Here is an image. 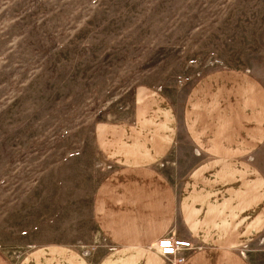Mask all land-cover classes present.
Wrapping results in <instances>:
<instances>
[{"label": "rangeland", "instance_id": "374dc122", "mask_svg": "<svg viewBox=\"0 0 264 264\" xmlns=\"http://www.w3.org/2000/svg\"><path fill=\"white\" fill-rule=\"evenodd\" d=\"M219 66L264 80V0H0V251L14 263L65 242L102 255L96 122L128 113L139 86L176 100ZM166 159L174 183L193 161ZM248 248L264 264V242Z\"/></svg>", "mask_w": 264, "mask_h": 264}, {"label": "crops", "instance_id": "0c3cea01", "mask_svg": "<svg viewBox=\"0 0 264 264\" xmlns=\"http://www.w3.org/2000/svg\"><path fill=\"white\" fill-rule=\"evenodd\" d=\"M93 136L108 168L91 215L112 248L92 258L39 243L14 263L0 251V264H170L153 248L168 233L194 245L180 264H254L248 246L264 242V80L250 68L206 70L176 100L139 86L128 113L96 122ZM172 155L193 160L178 183L162 169Z\"/></svg>", "mask_w": 264, "mask_h": 264}, {"label": "built area", "instance_id": "2783aa9c", "mask_svg": "<svg viewBox=\"0 0 264 264\" xmlns=\"http://www.w3.org/2000/svg\"><path fill=\"white\" fill-rule=\"evenodd\" d=\"M193 247L194 245L189 240L171 233L163 235L153 244V248L165 257L170 264L182 263L185 260L186 253ZM109 248H112V245H109Z\"/></svg>", "mask_w": 264, "mask_h": 264}]
</instances>
